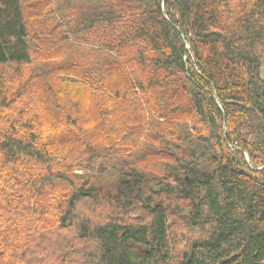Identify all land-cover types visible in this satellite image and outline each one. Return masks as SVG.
<instances>
[{"label": "trees", "instance_id": "16d2710c", "mask_svg": "<svg viewBox=\"0 0 264 264\" xmlns=\"http://www.w3.org/2000/svg\"><path fill=\"white\" fill-rule=\"evenodd\" d=\"M264 0H0V264H264Z\"/></svg>", "mask_w": 264, "mask_h": 264}, {"label": "rangeland", "instance_id": "374dc122", "mask_svg": "<svg viewBox=\"0 0 264 264\" xmlns=\"http://www.w3.org/2000/svg\"><path fill=\"white\" fill-rule=\"evenodd\" d=\"M261 77L264 79V62L262 64V68H261Z\"/></svg>", "mask_w": 264, "mask_h": 264}]
</instances>
